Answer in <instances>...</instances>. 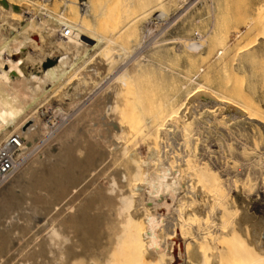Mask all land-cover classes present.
I'll use <instances>...</instances> for the list:
<instances>
[{"label": "bare ground", "instance_id": "obj_1", "mask_svg": "<svg viewBox=\"0 0 264 264\" xmlns=\"http://www.w3.org/2000/svg\"><path fill=\"white\" fill-rule=\"evenodd\" d=\"M163 2L155 3L157 16L165 15ZM176 2L180 9L186 0ZM57 3L56 10L53 0H0V171L6 161L25 157L45 137L52 117L55 120L73 110V119L61 134L44 151L27 159L8 183L11 200L0 197V264H172L175 245L183 258L179 264H222L227 251L222 241L232 238L234 230L243 232L247 243L254 246L257 255L249 263L263 262L264 222L249 212L245 197L251 186L245 189L234 179L223 181L189 158L190 148L178 147L192 141L200 128L198 123L191 125L195 100L212 110L223 108L222 114L231 117L226 104L217 105V96L224 94L215 90L202 93L207 87L195 76L201 68L188 73L195 64L193 58L207 42L204 35L194 31L196 36L185 42L195 54H187V59L182 54L185 70L173 73L181 81L185 79L179 87L187 96L182 106L174 101L175 93H165L157 100L152 86L128 89L129 81L152 73L150 69L160 72L163 86L175 77L168 63L154 60L169 58L170 53L172 57L170 47L159 45L149 54L142 53L146 38L152 35L137 24L147 13L144 4L143 11L118 29L111 25L110 30L100 21L108 7L114 4L128 11L134 0H116L111 5V0ZM42 32L53 36L50 46L40 45L37 36L42 37ZM50 99L63 104L55 105L44 122L39 107ZM242 105L249 110V119L264 123L262 110L256 112L248 102ZM150 128L155 132L146 136L142 156L129 140ZM98 178L103 180L98 182ZM206 179L208 190L203 187ZM17 188L19 193L14 192ZM236 213L234 227L229 219L230 226L220 230V218L227 220ZM44 216L46 228L39 239L40 230L31 232ZM206 224L214 229L206 231ZM35 235L39 241L27 248Z\"/></svg>", "mask_w": 264, "mask_h": 264}, {"label": "rangeland", "instance_id": "obj_2", "mask_svg": "<svg viewBox=\"0 0 264 264\" xmlns=\"http://www.w3.org/2000/svg\"><path fill=\"white\" fill-rule=\"evenodd\" d=\"M115 1L116 0H111L110 5L113 4ZM157 1L158 0H134V4L129 8L128 11L122 6L115 7L113 4V6L108 7V9L106 10V14L102 16L103 19L102 17L100 19L102 25H104V27H106L107 29L108 27L110 29L111 25L112 28L118 29L128 18L136 15L142 9H147V13H144L145 15L142 16L143 19L141 17L138 19L137 24L143 25L146 31L152 32L149 33L152 35L148 36L147 32L148 37L146 38L145 44L142 46L144 51H142V48L140 50L142 51V53L146 52V54H149L153 51L154 47L164 45L168 46V48L170 47L169 51L173 52L172 57H170V53L169 58L158 57V59L154 60L156 64H161L163 62L168 63L169 68L172 71V76L175 75L178 81H175L176 78L173 77L170 84H164L165 86H163V83H160V72L158 73L157 69H150L152 73H150L149 71V74L147 73L145 75L135 78V80L133 81H129L128 89L141 90L145 88V86H152L155 92L154 96L156 97V99L165 93H175L176 96L174 101L184 106L183 102H186L187 96L184 94L183 91L179 89V87L181 82L185 79L181 81L180 79H178L176 74L173 73H177L180 70H185L184 66L186 63V59L188 58L187 54H195L194 52L186 48L185 42L188 41L190 38L196 36L195 32L197 31L204 35L207 42L205 43L204 47L200 50V52L196 54V57H194L195 59L193 58L192 63L194 62L195 64L190 67V71L188 73L191 74L199 67L201 68H199V74H196L195 76H197V79L201 80L202 83H204V85L208 88H203L202 93L205 94L208 91L206 93V95H208L209 93H212V90H215L219 93L224 94L223 96H217V105L226 104V106H228V108H230L231 110V117H229V114L227 112H223L222 114L221 110L223 111V108L212 110L214 109L213 107L201 106L199 101L195 100V102H193V106L195 105V109L193 112H191L193 115L196 113V115L195 117L193 116L191 125L194 126L198 123V125H200V131L198 130V133L194 136L192 140L193 142L186 141V145H184V141L179 140L184 144L181 145L180 142L181 147L179 145L178 147L183 149L184 146V150L186 151L191 149V153L189 152L191 156L189 155L188 157L193 158V160H196L194 162H197L201 166L206 167V169L209 168L208 172L212 173L213 171L215 173L212 174L217 173L218 175H220L223 181H225L226 179H234L236 180L235 184L238 187H242L241 184H243V187L245 189H247V187L250 188L251 186V188L248 189L250 191V195H247L248 197L245 195V197L248 198L247 201L249 203H247V206L249 205V208L251 209L249 210V212L251 211L250 213H252L253 217H257L255 219L261 222L262 224L264 222V199H261L264 198V123L259 122L257 120L249 119L247 117V114H249V110L246 109L243 105L241 107L240 104H242L243 102H248L253 109L254 107L257 108L256 112H261L260 110L264 112V0H186V2H184L185 6H180V9L176 0H164L165 3L163 2L164 5L162 6V9L164 10L165 15L163 16H157V10L159 9L158 4H155L157 3ZM53 2L56 3L54 5V9L57 10V0H53ZM141 4H144L142 9ZM183 6L184 8L182 9ZM180 10H182L183 14H181V17L177 14L181 13ZM139 20L141 23L139 22ZM113 25L117 26L114 27ZM147 27L150 28V30ZM180 29H182V31H180ZM118 38L122 40L124 39L119 36ZM37 39L38 41L40 40L39 43L42 42L40 45L42 46V48H44L52 44L51 42L53 41V36L42 32V37L37 36ZM218 50L219 53L217 54ZM221 50L223 51L220 54ZM202 51L204 52L203 54L201 53ZM182 54H185L186 59ZM173 57L175 58V60ZM49 63L50 61H45L46 65H48ZM26 68H29L28 64L26 65ZM189 87L192 88L191 86ZM129 92L128 95L131 94V92ZM144 95L145 93L142 95V97H144ZM54 101L55 100L51 101L50 99L47 101V103L43 104L44 106L41 105L39 107L40 115L44 122H48L47 118H50V115H52V109L56 107L55 105H57L58 103L63 104V102L61 103ZM197 104L198 107H196ZM200 107H202V109H200ZM187 110L190 111L191 109ZM195 110L198 111L196 112ZM57 113L58 117L60 115V111H58ZM72 113L73 110H71L68 115H64L62 117L60 115L55 120L54 117H52V121H50L48 124L49 129L47 130L48 132H46L45 137L43 136L38 141H36L34 146L32 145L33 147H30L31 150H28L26 152L25 157L23 156L20 159L21 161L18 160L16 162H13L12 169L6 175H0V197H5L11 200L8 189H10L11 192L9 184L11 183L10 181L13 180V176H15L16 172L19 170V168H21V166H23L24 162L27 161V159L31 158L32 155L34 156L35 154H38L40 151H44L45 148L51 145V143L49 142H53V140L58 137L57 135H59V133L61 134L64 127L69 124L70 121L73 119ZM226 114H228V116ZM251 116H255L258 118L256 114H251ZM260 117L261 116L259 115V118ZM53 121L56 122L54 123ZM198 121L201 123H199ZM33 122L34 120L32 119L29 124ZM151 132H155V128H150L149 132L140 131V133H138L136 136L132 137V139L129 140L130 144L136 147L140 155L142 156H145L146 154L145 138L146 136H148V133ZM185 146L187 148H185ZM50 150L52 153L55 152L54 149L50 148ZM204 151L206 152V155ZM176 152H179V149H176ZM43 156L44 154H42V157ZM257 158L260 160H256ZM22 159L25 160L23 161ZM261 159L263 160L262 164L260 162L262 161ZM255 160L257 161V164H254L256 163ZM201 161L204 162L201 163ZM241 165L243 168L241 167ZM47 166L48 165L45 164V168ZM179 166L183 167L184 165H181L180 163ZM252 167L254 168L253 170ZM256 168H261L262 171L254 173ZM248 170L249 173L246 174ZM209 178V180H211L212 177L210 176ZM98 179V182L103 180L102 178ZM209 180L206 179L204 180L205 182L201 180V182H204L203 187L204 185H206V181ZM201 182L200 184L199 181L198 183H196L202 186ZM233 187L237 188L235 185ZM206 188L208 190V187ZM19 191L20 188L14 190L15 193H19ZM253 192L255 195L253 194ZM249 200L251 201L249 202ZM223 202L224 201L219 203L223 204ZM220 204L218 205V208L221 207ZM236 215L237 213L234 215V217L232 216L231 218H227V220H225L226 217L222 216V218H220V221L222 219V222L218 225L220 226V230L221 228L223 229V226H225L224 228L230 225L234 227L232 224L236 223L234 222L236 221ZM44 218L40 220L41 223L38 222V225L40 224L44 226L42 229L43 231L40 228L41 226L36 225L34 227L36 229H33L31 232V234L34 233L35 230H37V234L40 232V234H36L39 239L41 238L40 236L43 235L44 229L46 228L43 223H45L47 218ZM229 219L231 223L229 222ZM209 222L214 223L211 220H208L207 223ZM228 222L230 223V225H228ZM209 226L210 224H206V226H204V229L208 228L207 230L205 229L206 231L214 229V226ZM38 230L40 231L38 232ZM237 232L238 231L234 230L232 235L233 237L227 238V242V239L222 241L223 243L225 242V245L227 244V251L224 254L225 256L222 255V264H264V261L260 263H249V261L257 255V253L254 252V246H252L249 242L247 243V236L245 238L243 237L245 236L243 232ZM30 235H28L27 238H29ZM37 236L35 237V239L33 237L31 238V241L29 242L30 244L27 246V248L35 244V242L33 241L38 240ZM240 238H242L244 242ZM177 240H179L178 242H182L180 236H178ZM237 240L239 242H242L243 246ZM247 244L250 245L252 251L250 250L249 245ZM237 245H239V248H237ZM176 251L177 245H175L176 259L173 261L172 264H179L180 261H183V258L180 255H177L178 252ZM179 256L181 258H179ZM226 259L228 262H226Z\"/></svg>", "mask_w": 264, "mask_h": 264}, {"label": "built area", "instance_id": "obj_3", "mask_svg": "<svg viewBox=\"0 0 264 264\" xmlns=\"http://www.w3.org/2000/svg\"><path fill=\"white\" fill-rule=\"evenodd\" d=\"M12 167H13L12 163L6 161L4 166L1 167L2 171H0L1 172L0 175L2 176L6 175L12 169Z\"/></svg>", "mask_w": 264, "mask_h": 264}]
</instances>
